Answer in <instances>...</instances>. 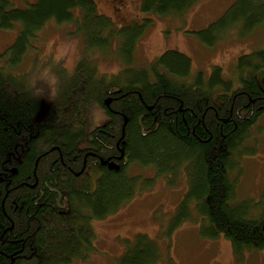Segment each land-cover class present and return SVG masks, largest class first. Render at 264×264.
<instances>
[{
  "label": "trees",
  "instance_id": "trees-1",
  "mask_svg": "<svg viewBox=\"0 0 264 264\" xmlns=\"http://www.w3.org/2000/svg\"><path fill=\"white\" fill-rule=\"evenodd\" d=\"M200 1L142 0L141 11L181 17ZM49 22H75L88 53L105 55L117 41V54L128 65L144 30L136 24L117 28L94 0H38L26 8L0 0V30L21 25L0 66V264L86 259L95 250L92 221L116 213L132 198L135 180L99 161L121 153L130 163L154 166L170 186H177L185 171L189 190L174 228L197 214L200 235L209 240L224 236L236 257L263 251L264 206L238 200L232 173L242 153L252 152L245 143L264 115V47L240 56L231 80L223 78L220 67L208 79L202 73L192 78L191 59L178 51H166L148 68L98 76L87 54L61 93L48 98L12 70L37 48ZM262 26L264 0H237L202 31L201 40L215 46ZM95 106L110 119L100 140L91 130ZM159 258L158 244L139 235L120 264H156Z\"/></svg>",
  "mask_w": 264,
  "mask_h": 264
},
{
  "label": "rangeland",
  "instance_id": "rangeland-1",
  "mask_svg": "<svg viewBox=\"0 0 264 264\" xmlns=\"http://www.w3.org/2000/svg\"><path fill=\"white\" fill-rule=\"evenodd\" d=\"M94 1L99 13L110 17L117 28L134 24L144 26L131 64L118 56L117 41H113L105 55L88 53L82 30L75 22L62 25L49 22L40 31L37 48L12 70L13 74L24 77L25 83L31 84L38 93L53 98L61 93L78 62L87 54L96 64L98 76L111 77L126 67L148 68L166 51H178L191 59L192 78L202 73L208 79L213 68L220 67L223 78L231 80L236 76L238 58L264 47V26L245 38L228 35L230 37L215 46L202 42V31L221 19L237 0H201L186 15L165 18L143 13L142 0ZM12 2L15 7L26 8L38 0ZM76 14L79 16V10ZM20 31L19 23L12 29L0 30V66H5L6 56L2 55L15 43ZM91 115L94 126L106 120L104 112L97 106L93 107ZM251 133L245 147L252 152L242 153L232 177L238 179L239 201L254 200L264 206V115ZM154 170L132 163L125 171L127 179L135 180L132 198L116 213L92 221L95 250L86 259H75L70 264H120V259L139 235H146L158 244L160 258L156 264H264V250L245 252L236 257L232 244L224 236L217 240L203 238L197 214L193 221L174 228L177 208L189 190L187 174L182 171L179 184L170 186L168 179L155 174Z\"/></svg>",
  "mask_w": 264,
  "mask_h": 264
},
{
  "label": "flooded vegetation",
  "instance_id": "flooded-vegetation-1",
  "mask_svg": "<svg viewBox=\"0 0 264 264\" xmlns=\"http://www.w3.org/2000/svg\"><path fill=\"white\" fill-rule=\"evenodd\" d=\"M104 105H105V102H104ZM102 111L105 114V111L104 110H102ZM105 116H106V120H103V124L94 126L93 123H92V129L91 130L94 131V132H96L95 130H97V132L95 133V138L97 140H100L99 134L103 132L102 127L105 126L108 121H110L109 117L106 114H105ZM83 150L91 151L92 148H83ZM121 155H122V153L120 155H118V156H110L106 160H108V162H110V163H117L118 164L117 166L119 167V169H123V170L126 171L132 165L133 162L130 163L128 161V158L125 157L124 155H123L124 158L122 160H120L119 158H120ZM106 160L99 159V161L101 162V165H103L102 162L106 161ZM103 166H106L108 169H110L109 164H106V165H103ZM143 167H148V168L153 167L156 170V168L154 166H144L143 165ZM155 170H154L155 174H158L157 170L156 171ZM114 171H116V170H114ZM91 178L94 181V183L96 184V182H95L96 181V177L92 176Z\"/></svg>",
  "mask_w": 264,
  "mask_h": 264
},
{
  "label": "water",
  "instance_id": "water-1",
  "mask_svg": "<svg viewBox=\"0 0 264 264\" xmlns=\"http://www.w3.org/2000/svg\"><path fill=\"white\" fill-rule=\"evenodd\" d=\"M110 103H111V100L110 99L105 100V106L106 107H109L110 106ZM126 123H127V120H125V124ZM123 155L124 154L122 153L121 157L119 158L120 160L123 159ZM102 164L103 165L109 164V167L112 170H118L119 169V167L117 166L118 165L117 163H109L108 161H103Z\"/></svg>",
  "mask_w": 264,
  "mask_h": 264
},
{
  "label": "bare ground",
  "instance_id": "bare-ground-1",
  "mask_svg": "<svg viewBox=\"0 0 264 264\" xmlns=\"http://www.w3.org/2000/svg\"><path fill=\"white\" fill-rule=\"evenodd\" d=\"M98 236V235H97Z\"/></svg>",
  "mask_w": 264,
  "mask_h": 264
}]
</instances>
